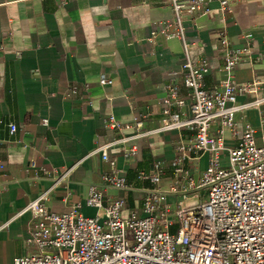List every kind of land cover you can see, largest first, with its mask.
Instances as JSON below:
<instances>
[{"label": "crops", "instance_id": "obj_1", "mask_svg": "<svg viewBox=\"0 0 264 264\" xmlns=\"http://www.w3.org/2000/svg\"><path fill=\"white\" fill-rule=\"evenodd\" d=\"M229 2L224 16L213 12L187 23L186 35L195 43L192 58L207 61L209 71L203 83L205 89H213L224 79L223 47L218 39L223 26L233 48L244 46L241 33L252 34V66L234 71L238 84H254L250 93L237 97V104L244 105L264 96V58H257L264 53V0ZM171 16L164 0H0V165L4 166L0 225L9 222L0 232V264H11L26 254L29 216L13 217L45 191L56 211L78 204L84 216L102 217L101 211L85 206L91 186L104 191L105 201L124 197V216L139 210L142 190L151 187L137 179L136 170L149 173L160 162L159 187L168 188L175 146L193 137L191 127L131 140L129 144L138 149L134 167L124 162L120 149H113L110 156L125 171L132 188L126 192L104 186L102 176L108 165L92 151L160 127L166 74H177L180 95L186 97L179 75L180 42L148 41L152 26ZM102 76L112 84L100 86ZM110 115L124 127L121 131L107 127ZM137 120L142 121L139 129ZM236 123L234 140L229 131L223 132L228 146L237 143L246 124L258 126L257 111L237 114ZM10 124L16 126L12 135ZM257 142L261 143L259 136ZM29 161L55 171V179L65 173L64 177L54 185L51 176L28 169ZM206 163V157L201 158L192 173L198 176Z\"/></svg>", "mask_w": 264, "mask_h": 264}, {"label": "built area", "instance_id": "obj_2", "mask_svg": "<svg viewBox=\"0 0 264 264\" xmlns=\"http://www.w3.org/2000/svg\"><path fill=\"white\" fill-rule=\"evenodd\" d=\"M164 2L172 16L152 26L148 41L180 42L183 62L179 75L186 97L180 95L177 74H166L160 127L99 145L92 155L98 154L108 165V172L102 176L104 186L126 192L132 188L110 152L120 149L124 162L134 167L138 149L129 144L131 140L191 127L193 137L175 146V157L169 164L171 183L165 190L159 187L163 175L160 162H155L149 173L136 170L137 179L151 187L142 190L139 210L127 216L123 215L127 209L124 197H107L105 201L104 191L96 186L89 188L85 206L101 211L102 217L84 216L78 204L56 211L49 206V192L41 193L13 217L28 215L29 222L27 252L11 264H264V96L238 105L237 97L250 93L254 84H238L234 78L236 69L252 66L249 43L253 36L241 33L246 40L244 46L233 48L223 26L218 39L223 47L224 79L219 87L205 89L208 63L204 58H192L195 43L187 38V23L213 12L224 16L230 2ZM257 58H264V53ZM98 84L105 87L112 81L102 76ZM129 108L133 109V104ZM249 109L257 111L258 126L246 124L237 143L228 146L224 130L234 140L236 116ZM43 125H47L46 120ZM135 126L141 128L142 121H135ZM107 127L119 131L124 128L111 115ZM15 131L16 126L10 124L9 134ZM203 157L207 159L206 168L195 176L192 172ZM27 168L36 175L40 172L54 178L56 174L38 168L34 161H29ZM3 169L0 165V172ZM64 174L54 178V185ZM8 224H1L0 232Z\"/></svg>", "mask_w": 264, "mask_h": 264}]
</instances>
